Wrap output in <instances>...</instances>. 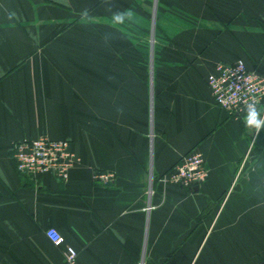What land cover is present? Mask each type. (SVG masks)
<instances>
[{"label": "crops", "instance_id": "1", "mask_svg": "<svg viewBox=\"0 0 264 264\" xmlns=\"http://www.w3.org/2000/svg\"><path fill=\"white\" fill-rule=\"evenodd\" d=\"M238 60L264 75V0H0V264H64L51 228L79 264H264V130L206 83ZM41 136L67 181L18 172ZM190 151L207 180L163 186Z\"/></svg>", "mask_w": 264, "mask_h": 264}, {"label": "built area", "instance_id": "2", "mask_svg": "<svg viewBox=\"0 0 264 264\" xmlns=\"http://www.w3.org/2000/svg\"><path fill=\"white\" fill-rule=\"evenodd\" d=\"M206 81L216 103L231 114L243 113L244 104L252 97L260 105L264 102V75L248 69L243 60L233 64H218ZM12 155L20 174L26 176L51 174L63 181L69 179L75 160L69 141L42 136L16 142ZM113 176L108 172H99L96 178L110 181ZM208 176L209 170L203 154L190 151L178 164L162 175L159 181L163 186L173 184L192 189L204 183ZM47 236L56 247L65 246L64 264H79L77 250L66 244L60 231L51 228L47 231Z\"/></svg>", "mask_w": 264, "mask_h": 264}, {"label": "clouds", "instance_id": "3", "mask_svg": "<svg viewBox=\"0 0 264 264\" xmlns=\"http://www.w3.org/2000/svg\"><path fill=\"white\" fill-rule=\"evenodd\" d=\"M114 20L122 23L124 17L121 14L114 16ZM242 123L245 129L251 133H260L264 130V106H261L254 97L243 106Z\"/></svg>", "mask_w": 264, "mask_h": 264}, {"label": "rangeland", "instance_id": "4", "mask_svg": "<svg viewBox=\"0 0 264 264\" xmlns=\"http://www.w3.org/2000/svg\"><path fill=\"white\" fill-rule=\"evenodd\" d=\"M157 23V22H156ZM151 26H150V34L152 35V33H154V35H155V38H156V36H157V29H156V24H155V30L152 28L153 26H152V24H150ZM153 31V32H152ZM153 36V35H152ZM155 38L153 37L152 39H151V44H152V46L154 45L155 46ZM256 72V71H255ZM260 74V73H259ZM206 83H207V81H206ZM73 155H74V153H73ZM75 159V158H74ZM75 161V160H74ZM197 187V186H196ZM195 188V187H194ZM152 208H153V206H152Z\"/></svg>", "mask_w": 264, "mask_h": 264}, {"label": "water", "instance_id": "5", "mask_svg": "<svg viewBox=\"0 0 264 264\" xmlns=\"http://www.w3.org/2000/svg\"><path fill=\"white\" fill-rule=\"evenodd\" d=\"M194 190H195V191H197V190H198V188H197V187H195V188H194Z\"/></svg>", "mask_w": 264, "mask_h": 264}, {"label": "trees", "instance_id": "6", "mask_svg": "<svg viewBox=\"0 0 264 264\" xmlns=\"http://www.w3.org/2000/svg\"><path fill=\"white\" fill-rule=\"evenodd\" d=\"M157 29V28H156ZM188 189H191V188H188ZM193 189V188H192Z\"/></svg>", "mask_w": 264, "mask_h": 264}]
</instances>
